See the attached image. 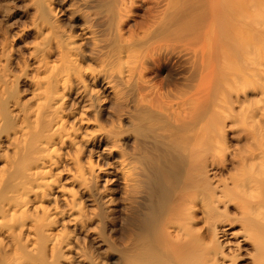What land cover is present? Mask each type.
Instances as JSON below:
<instances>
[{
	"label": "rangeland",
	"instance_id": "374dc122",
	"mask_svg": "<svg viewBox=\"0 0 264 264\" xmlns=\"http://www.w3.org/2000/svg\"><path fill=\"white\" fill-rule=\"evenodd\" d=\"M84 1L86 0H0V202L6 197L10 198L11 195L13 196L12 190L15 191L16 187L20 186L26 179L28 182L31 181L29 178L31 170L35 171V168L41 163V159L49 154L43 143L46 140L45 136H50L52 132L38 126H27L29 120L26 117L29 108L36 103V99L32 98L36 80L44 76L43 72H37L36 69L39 60L42 62L45 60L44 62L49 67L61 64L60 49H57L59 45H55L56 40H59L58 26L61 25V28L65 27L63 30L66 29L65 31L67 32L72 30L70 19L66 18L70 14L62 9L65 3L69 4V2H72V6L75 4L73 8L79 7L80 10L82 9V14H88L89 18H93L92 21L95 24L97 21L101 23H99L100 26L96 27L99 32L98 37H101L99 38L100 40L105 38V41H102L109 46L108 55L114 66L118 62V49L123 40L124 43L131 42L135 46L141 47L140 55L148 56L143 76L139 71H136L137 73L131 74L132 77L130 73L134 69L131 70L130 68L135 58L124 57L122 67L125 66V73L126 75L129 73L130 77H126L125 80L127 81L122 82L121 86H130L128 98L131 103L130 106L123 105L121 107L128 110L131 108L132 118L130 122H122L120 114L123 112H120V110H123V108L118 110L120 105L118 106L113 99L110 101L105 99V97V100L101 99L100 103L97 101L98 95L101 98L103 94H100L96 85L93 84V77L92 75L90 76V73H87L84 77V83L75 78L73 89L66 95L64 105L62 104L61 106V113L63 115L68 114L64 117L66 127L64 130L72 136L70 138L66 137V141L63 144H57L59 159L62 157L59 160V164L52 170L55 173L53 179L56 180V184L43 188L47 195L42 194L44 195V204L49 206L54 217L56 214L54 212L56 211L54 210L55 207L60 209V211L68 209L67 203L69 202L67 200L70 201L72 198V195H69L71 191V194L76 191L78 198H81L78 199L76 196L77 200H82L81 204L84 213H81L80 210L79 212L75 210L69 215L60 214V217L56 214L55 227L53 226L52 228L53 232L56 231L55 233H60L61 231L58 234L60 236L62 232H70V235L68 233L70 237L67 235V241L72 245L69 248L64 243V247L61 246V250L59 248H57L58 250L52 249V243L48 241V236L37 234L38 232L32 226L31 220L28 221L25 229L20 232L21 234L19 232L9 234L8 219L0 218V253L3 252L5 246L8 250L13 249L15 259L18 255V260L16 259V261L21 264H126L128 262V264H137V262L139 264L143 259L145 262L142 264H165L167 263L164 261L166 258V260L172 262V257H169L171 252H165L166 249L163 250L165 247L163 245L164 242L161 241L164 247L156 243V240L160 243V238L158 239V237L162 236L161 225L157 226L162 231H160L161 233L159 230L153 231L156 227L150 229L152 231L149 229L144 231L139 224H135V221L134 223H132L133 221L129 223L131 218H129V213L125 212L126 210L122 206V200L118 193L113 192L112 198H114H111L112 200L110 201L112 203L107 204L95 195V189L97 188L95 185H93L95 189L92 187L94 190H85L74 180V175L78 174L77 161L86 166L89 164L90 158L93 161L95 160V162L97 161V153H95L97 152L95 150L97 141L93 134L97 133V125L102 122L106 130L110 127L113 130L116 126L120 132H123L127 140V145H122L123 149L126 151L131 149L129 151L131 154H136L142 160L145 158L148 165L154 163V169L158 165L164 167L163 170L165 172L158 170L160 167H156V171L161 176L166 175V177L163 176L164 179L162 180H164L165 184L169 182L168 185L164 184L167 193L171 187L170 192L174 191L173 195L171 193L168 197L165 189H163V193L167 194V197L165 194L166 199L163 196L162 201L165 200L166 202V204L163 203V206L165 207L168 204L166 206L168 207V212L165 214L169 213L172 204L175 205V202L177 204L178 198L182 199L179 195L182 193L181 195L184 196L186 193L183 194L180 188L187 190L190 187L186 184L182 185L183 183L188 180L187 183L196 184L194 190L198 191L203 202H205V207L209 211H207L208 214H210V216L208 215L209 220L206 221L202 218L203 222L201 220V223H199L206 237L205 240L208 241V244L213 243L211 241L215 237L213 235L219 232L217 233V239L223 242V251L228 255H233L234 252H237L238 259L235 260L234 264H255L254 260L258 254L257 246L252 240H244L243 238V235H246L243 222L246 221L243 219L239 206L242 201H245V198L239 195L237 189L236 191L234 190L235 187L233 189V186H235L233 184L236 181L234 178H238L242 155L249 153V149L264 148V93L262 92L264 88V4L260 6L254 5L255 7L252 6L251 8L249 6L251 1L243 0L244 5L246 2V5L248 4L245 6L247 9L249 8L247 11L249 17H253V20L258 23L254 27L257 32L253 36L256 42L254 43V52L251 55V59L245 62L242 57L235 59V56L233 57L234 51L230 50L229 52L230 40L223 42L220 26H222L225 17L222 9L216 7L221 5V0H123V2L122 0H88L90 4L87 6ZM51 6L55 7L57 12H52L51 10L55 8L49 9ZM208 12L209 14H207ZM217 14L218 16H216ZM218 17L221 21H218ZM56 18L58 19L56 20ZM164 18L165 20H163ZM55 22L56 25H54ZM228 25L227 28L230 30L232 26L231 24ZM230 36L228 34V38ZM153 40L158 42L155 44L157 46L156 49L155 46L151 47L152 49L149 48ZM165 46H168L169 50L173 48L176 57L174 56L166 65L157 61L154 63V56H156L154 52L159 51V48L166 49L167 47ZM152 52L154 56L149 58ZM181 52L185 53L184 57L178 56ZM221 54L224 55L222 56ZM56 62H59V64ZM142 77L147 81L146 83L142 82ZM249 79L250 83H247ZM145 95L146 106L148 107L142 108V96ZM237 96L240 97L241 102L245 101L246 96H251L250 102L251 100L254 101L250 105V102L247 103L246 100V102L241 104L245 105V108H243L236 103ZM178 103L179 106L177 105ZM168 104L174 105V109ZM102 108L103 114H106L103 115V119H100ZM73 109L76 111L73 112ZM177 109L178 111H176ZM141 110L148 113L147 119L143 115V119H141L142 117L140 118ZM173 110L174 112L181 111L182 115L185 114V117L183 116L185 121L194 122L198 117L201 124H204L202 125V129L204 128V132L201 134L203 135L201 136L202 139L197 135L199 133L193 134V132L198 131L197 128H192L191 130L193 123L188 129L180 128L181 121L177 123V119L175 120L174 117L177 113H174ZM253 110L256 111L255 116L252 113ZM79 112L82 113L80 118ZM195 112L198 115L201 113V115H195ZM51 115L47 118L48 120L53 119V114ZM186 117L188 120H186ZM45 124H48V122ZM21 129L27 132L25 137H23L24 135L22 136ZM42 132L44 133L42 134ZM40 135L43 140L39 137ZM249 135L256 136V140H251ZM170 138L173 139L171 140ZM199 142L200 144H198ZM133 150H135L134 153ZM156 150L160 151L156 152ZM201 151L203 153L199 157ZM194 154L197 156H194ZM153 159L157 162H153ZM99 160L98 164L102 165L101 163L104 161L102 159ZM193 160H195V163ZM193 167L194 169L192 170L191 168ZM189 171L191 172L190 175ZM58 172H60V176L56 174ZM178 172H181L182 175ZM25 173L28 174L26 175ZM98 184V189L101 192L103 190H105L103 192H111L109 189L102 188L103 185L101 183ZM110 185L109 183L107 187L110 188ZM225 188L231 193L229 198L232 200L226 202L223 199L224 201L217 203L214 196L222 197V191ZM1 191L4 193H1ZM171 195L174 197H170ZM117 197L119 198L117 199ZM34 198V196L30 197V204L26 208L27 211L30 210L28 212L30 216L32 213L34 215L42 213L41 208H38L40 207L41 199ZM197 215L202 216L200 213ZM166 216L162 215L159 221H163ZM76 217H78V220L69 222L70 218L74 219ZM253 223L254 225L251 228L249 227L250 232L253 233L254 237L258 236L264 244V220L262 222L254 220ZM125 226H128V228ZM222 230L227 234L224 235L221 232ZM41 236L44 237V240ZM155 238L157 239L155 240ZM13 241H16V243H13ZM42 244L45 246H42ZM46 244H48V247H46ZM15 248L18 249H16L17 252H15ZM205 252L204 250L203 254ZM151 258H155L157 263ZM230 259L228 257V260L226 259L224 263L233 264ZM151 260L152 262L150 263ZM12 263H15V261H12ZM167 264L170 263L168 262Z\"/></svg>",
	"mask_w": 264,
	"mask_h": 264
},
{
	"label": "bare ground",
	"instance_id": "6f19581e",
	"mask_svg": "<svg viewBox=\"0 0 264 264\" xmlns=\"http://www.w3.org/2000/svg\"><path fill=\"white\" fill-rule=\"evenodd\" d=\"M250 1L251 2L249 3L250 4L249 6H251V8H252V6L255 7L256 5L260 6V5L264 4V0H250ZM122 2H123V0H122ZM246 3H245V5H246ZM84 4L87 6L90 4V1L86 0V1H84ZM220 4H221V5H219L220 7L219 6H216V7L218 9L219 8L222 9V12H223L224 17H225L223 19L222 26H220L221 27L220 32H221V35L223 36L222 37L223 42L230 40V42H229L230 47H228V48H230L229 52H230V50L234 51L235 53H234L233 57L235 56L234 57L235 59L237 57H239V58L242 57L243 60L245 62H247V61H249V59H251V55L254 52V46H255L254 43H256L254 41V37H253L255 32H256L254 27L257 26L258 23L256 20H253V17L252 18L249 17V15L247 13L249 8L247 9V7H246L248 4L245 6L243 0H221ZM50 5H52V4L50 3ZM100 5L102 6V4H100ZM53 6H54V3H53ZM53 6L49 7V9L55 8ZM125 6H127V5H125ZM73 7H75V4H74V6H72V2H69V4L65 3L64 7L62 6V9H64V11H68L70 14V15L66 16V18L70 19L69 20L70 21V27L72 28V30H70V32H67V31H65L66 29L63 30L65 27L61 28L62 27L61 25L58 26L59 29L57 28L59 30V32H58L59 33V40H56V42L57 41L58 42L57 43L55 42V45L56 44L59 45V48L57 47V49H60L59 51H60V59H61L60 63L61 64H59V62H56L59 64V66L56 65L55 67H52V66L49 67L44 62L45 60L43 62L41 60H39V63L37 64L36 69H37V72L38 71L43 72L44 76H42L41 78L36 80V84H35L36 87L33 91L34 94L32 97V98L36 99V103H35V105L33 104L34 105L33 107H31V108L28 107L29 111H28V113H27L28 115L26 117L29 120V122H27V123H29L27 126H30V125H31V127H33V126L37 127L38 126L40 128L42 127V129L46 128V131L49 130V132H52L50 134V136H45L46 140H44V143L41 142V143L45 144V149H46V151L49 152V154L45 158L41 159V163H39L40 165L38 164V167L35 168V171L31 170V173L29 176L31 181L28 182V180L26 179V181H24L22 184H20V186L18 185V187H16L15 191L12 190V192L14 193L13 196L11 195L10 198L9 197H6V198L3 197L4 200H2V202H0V218L8 219L7 224L9 226V234L22 232L23 229H25V227L27 226L28 221L31 220L32 226L38 232L37 234L40 233L42 235L48 236V238H49L48 241L52 243L51 248L52 249L59 248V250H61V248H62L61 246H63L64 243H65V246L67 245L68 247L71 246L72 244L70 245V243H68L69 241H67V235H68V233L70 235V232H68V233H66L67 231L65 233L62 232V234L60 236L58 234H60L61 231H60V233L58 231H57L58 233H55L56 231L55 232L52 231L53 226L55 227L56 214H57V216L60 217L61 216L60 214L69 215L70 213L74 212L75 210H78V212L80 210L81 213H84L83 206L81 204L82 200L76 199V196L78 198L76 191H74L73 194H71L72 193V191H71V193L69 194L70 196L72 195V198L70 201L67 200L69 202V203H67L68 209L60 211V209H57V207H55V209H54V210H56V211H54V212H56L55 217L53 216L54 215L53 212L51 214V210L49 209V206L45 205L44 200H43L44 195H47V193H45L43 191V188L51 187L53 184H56L55 183L56 180L53 179V177L55 176V173H53L54 171H52V170L54 167L57 166V164H59V160L62 157L60 155L61 157L59 159V153H58L59 149L57 148V144H59V143L63 144L66 141L65 140L66 137L70 138L72 136L69 132H66L64 130V128H66L65 123H64V119H65L64 117H66L68 114L63 115L61 113L62 112L61 106L64 103V100L66 99V95L68 93H70L71 90L73 89V82H74L75 78L77 80H79L80 82L84 83V80H85L84 77L86 76L87 73H90V76L92 75V77H93V84L96 85L100 94H103V96L101 98L98 95L97 101L100 103L101 99H104L105 97H106L105 99H109L110 101L113 99L114 102L118 106L120 105V107H118V110H120L119 108H123V110H120V112H123L122 114H120V117L122 116L120 118V120H122V122L124 121V123L130 122L131 118H132L131 117V114H132L131 108H129V110H128L127 108L121 107L123 105H129L130 106V103H131V102H129V98H128L130 86L129 85L121 86L122 82L127 81V80H125V78L130 77L129 73H128V75H126V73H125V68H124L125 66L122 67L124 59H125L124 57L128 56V57L135 58V59H133L134 62L131 63L132 67L130 69L131 70L134 69V70H133V72H131V70H130V72H131L130 75L132 73L134 74V72H136V71H139L141 75L144 74L143 70L146 67L145 65H146L147 60H148L147 55H144V56L140 55L141 47L135 46V44H132L131 42L130 43L129 42L124 43L123 42L124 40H123L122 43L120 44V48L118 49V54H117L118 62L114 66L112 61L109 59V55H108L109 54L108 53L109 52L108 51L109 46H108V44H106V42H104L105 38L100 40L99 38H101V37H98L99 32L97 31L96 27L100 26L99 25L100 22L97 21L95 24V22L92 21L93 18H91V17L89 18L87 13H86L87 15L82 14V11H81L82 9L80 10L79 7H76V8H73ZM60 10H61V8H60ZM51 11L57 12L56 8L54 10L52 9ZM80 11H81V13H80ZM219 11H218V14H219ZM207 14H209V12ZM218 14L216 16H218ZM55 15H57V14H55ZM63 16H64V14H63ZM52 17H53V15H52ZM56 17H58V16H56ZM220 18H221V16H220ZM220 18L218 19V21L220 20ZM57 19L58 18H56V20ZM163 20H165V18ZM216 20H217V18H216ZM53 21H55V20H53ZM56 22L54 25H56ZM65 22H68V21H65ZM228 24L229 25L231 24V26H232L230 28V30H229V28H227ZM228 34H230L232 36V38H231V36L228 38ZM121 37H122V34H121ZM53 38H54V36H53ZM164 39H163V41H165ZM102 40H104V41H102ZM156 43H158V42H154V40H153V42L150 44L149 48L155 46V49H156V47H157L155 45ZM115 44H116V42H115ZM160 46H161V44H160ZM165 47H167V48L164 50L162 49L163 48L162 47V48L158 49L159 51L154 52V53H156L155 54L156 56H154L153 52H152V54H150L151 56L149 55V58L150 57L153 58V56H154L155 57L154 63H156V61H157V62L162 63L163 65L168 64L174 56L176 57V55H174L173 48L169 50L168 46H165ZM225 50L227 51V49H225ZM174 51H175V49H174ZM176 52H179V51H176ZM178 56L184 57L185 53L181 52L180 54H178ZM186 57H187V54H186ZM96 64H98V65L96 66ZM199 66H201V65L199 64ZM165 68L167 69L166 66H165ZM199 70H200V67H199ZM131 77H132V75H131ZM144 77H142V82L146 83L147 81L143 79ZM189 79H191V78H189ZM142 82H140V83H142ZM247 83H250V79ZM128 84H130V83H128ZM263 86H264V84H263ZM161 90H162V88H161ZM175 90H177V89H175ZM262 92L264 93V88L262 89ZM161 94H163V92H161ZM141 95H143V94H141ZM141 95H140V97H141ZM164 96H165V94H164ZM145 98H146V95L142 96V99H143V101L141 102L142 108L148 107V106H146L147 100ZM167 98H168V96H167ZM239 98L240 97L237 96L236 103H238V105L239 104L241 105L244 102H246V100H247V103L250 102L251 96L250 97L246 96L245 101H242V102ZM91 100H92V98H91ZM167 101H169V100H167ZM252 101H254V100H251L250 105L253 103ZM139 103H140V101H139ZM172 104H168V105L171 106L172 109H174V105H172ZM177 105L179 106V103ZM244 106L241 105V107L245 108ZM263 109H264V107H263ZM118 110H117V113H118ZM158 110H160V109H158ZM74 111H76V110L73 109V112ZM105 111H108V110H105ZM176 111H178V109ZM140 112H141L140 118L142 117V115H143V117H146L148 114L144 110H141ZM170 112H172V111H170ZM173 112H174V110H173ZM255 112H256L255 110H253V112H252V113H254V116L256 115ZM174 113H177L174 116L175 120L177 119V123H180V121H181V123L179 125L180 128L188 129L190 127L191 123H193V125H191L192 126L191 130H192V128L193 129L197 128V130H198L197 132L196 131L193 132V134L199 133V134H197L199 136V138H201V136H203L201 134H203V132H204L203 131L204 128L202 129V125H204V124H201V121L198 120V117H197L196 121L189 122V121L184 120L185 114L183 113L184 115H182L181 111L180 112H174ZM51 114H53V119L48 120L47 118ZM81 114L82 113L79 112V118H80ZM104 114H106V113H104ZM104 114H103V108H102V110L100 111V119H103ZM194 114L198 115L196 112ZM200 115H201V113L198 116H200ZM82 117H83V115H82ZM143 117L141 119H143ZM146 119H147V117H146ZM97 120H99V119H97ZM175 120H173V121H175ZM186 120H188V118ZM143 121H145V120H143ZM182 121H183V123H182ZM8 122H9V120H8ZM46 122H48V124H45ZM100 123H98V125L96 123V125L98 126V128H97L98 130H97V133L93 134L95 136L96 141H97V143L95 145L96 146L95 150H97V152H95V153H97L96 154L97 155V161L95 162V160L93 161V159L90 158L89 164L87 162L88 165L86 166V165H83L82 163H80V161H77L78 160L77 159L76 160L77 163L76 162L75 163L77 165L78 174L74 175V177H73L74 180L76 182H78L79 185L81 187H83V189H85V190L86 189L94 190L95 188L93 187V185H95L97 187L95 189L96 190L95 195H97L101 200H104V202L107 204L112 203L110 201L114 198V197L112 198L113 192L118 193L120 196V199L122 200V204H123L122 206H124V208L126 210L125 212H128L129 218H131V219H129V223H131L132 221H133L132 223H134V221H135V224H139L140 227H142L144 231H148L147 229L150 230V229L155 228V227L156 228L153 229V231L154 230L157 231L161 228L163 230V232L161 230H159V232L160 231L162 232V233L161 232L160 233L162 234L163 237L157 232L158 235L161 236L162 238L158 237V239L160 238L159 239L160 243L156 240L157 238H155L156 243H158V245L160 244V246H161L162 245L161 241H163L164 242L163 245L165 246L164 247L162 245V247H164L163 250L166 249L165 252L170 251L171 256H169V257L170 258L172 257L171 258L172 262L166 260L167 258L164 260L165 262H167V263L169 262L170 264H223L226 259L228 260V257H229V258H231L230 259L231 262H233V264H234L235 260L238 259L237 258V252L236 253L234 252L233 255H228V254H226L225 251H223V249H224L223 248V242H220L217 239V237H218L217 233H219V232H216L213 235V236H215L211 240V241H213V243L208 244V241L205 240L206 237L203 234L202 228H201V226H199V223H201L202 218L205 219L206 221L209 220L208 218H209L210 214H208L209 211L207 210V207H205V205H204L205 202H203V199L200 197V194L198 193V191L194 190V188L196 187V184H193V183L191 184V182L189 184V183H187L188 180L186 181V183H183L182 185L186 184L187 186L189 185L190 187H188L187 190H182L181 189L182 187L180 188V190H181V192H183V194L186 192L184 194V196L181 195L182 193L180 194L176 190L180 194L179 196H181L182 199L180 200L178 198L179 197L178 196L177 200L179 202L177 201V204H176V202L174 201L175 205L172 204V206H171L172 208L170 210L171 213L169 211L168 214H165L166 212H168V207H166L168 204L164 207L163 203L166 204V202H165V200L164 201H162V200L165 197V194L167 193V189H165L164 187L166 184L168 185L169 182L165 184L163 182L164 180H162V179H164V177H166V175L165 176L163 175L164 176L163 177L159 174L158 171H156V167L157 168L160 167L158 165L159 163L157 164L158 166H156L154 169V166H153L154 163L153 164L151 163L152 166H151V164L148 165V164H146L145 158L142 160V159H140V157H137L136 154H131L129 152L131 149L129 151H126L125 149H123L122 145H124V144L127 145V140L125 139L123 132L122 131L120 132V130L118 128H116V126H115V128H113V130L111 129V127L106 130L104 128L105 126L102 124V122H100ZM110 126H112V125H110ZM113 126H114V123H113ZM75 129H73V130H75ZM116 129H118L119 131L118 130L116 131ZM21 131H22V136L24 135L23 137H25V134H27V132L23 129H21ZM21 131L19 130V132H21ZM38 133H40V132H38ZM43 133L44 132H42V134ZM35 134L37 135V133H35ZM14 136H16V135H14ZM19 136H21V135H19ZM33 136L35 137V135H33ZM195 136H196V134H195ZM39 137H41V140H43V137L41 135ZM55 137H56V139H55ZM191 138H193V137H191ZM249 138L251 140H254V141L256 140V136H254V135H251ZM164 139H162V140H164ZM43 144H41V145H43ZM198 144H200V142ZM263 145H264V143H263ZM164 146H166V145H164ZM253 149L254 150L249 149V151H248L249 153L242 155L241 166L238 169L239 170V174L237 175L238 178H236V179L234 178V180H236V181H234L235 184H233V185H235V186H233V189L235 187L234 190L236 191V189H237V191H239V195H241L242 197L245 198V201H242L240 206H239L241 209L243 219H245V221L247 222V223L243 222L245 225L244 231L246 233V235L245 234L243 235V238H244V240H252L254 242V244L257 246L256 247V250H258L257 258L255 260L253 259L255 261V264H264V244H263V242H261V240L258 236L254 237L253 233L250 232V228L252 227V225H254V223H253L254 220H258L261 222L264 220V148L259 147L258 149L257 148H253ZM134 151L135 150H133V153H134ZM158 151H160V150H158ZM158 151L156 150V152H158ZM142 153H144V152H142ZM202 153L203 152L201 151L199 153V155ZM194 156H197V155L194 154ZM149 157H151V156L149 155ZM166 157H167V154H166ZM170 157H171V155H170ZM172 157H174V156H172ZM199 157H201V155ZM99 159H102L104 161L103 163H101L102 165L98 164V162L100 161ZM194 161L195 160H193V162ZM153 162H157V161H154V159H153ZM189 162H192V161H189ZM160 168L158 170H163L164 167L161 166ZM183 169H184V167H183ZM191 169L193 170L194 167ZM171 170H172V168H171ZM163 172H165V170H163ZM178 173L181 174V172H178ZM56 174H59V176L61 175L60 172H58ZM190 174H191V172L189 173V175ZM176 175H173V176H176ZM189 175L187 174V176H189ZM11 183H8V184H11ZM98 183H101L103 185V186L100 185V186H102V188L104 187L106 190L109 189L111 192L106 191L107 192L106 193V192H103V191H105V190H103L102 191L103 193H102L101 190L98 189V186H97ZM109 183L111 184L110 185L111 189L109 187H107V185ZM170 185H172V184H170ZM92 187L94 189H92ZM6 188H9V187H6ZM168 188H170V187H168ZM191 188H193V190H191ZM216 188H217V186H216ZM4 189H3V191H4ZM163 189H165L166 193H163ZM171 189H172V187L170 189H168V191H169L167 193L168 197L171 193L173 195L174 191L172 190L173 192H170ZM189 189H190V191H188ZM222 192H223L222 197H225V198H222L220 196H218V197L214 196L215 201H217V203H220L224 200L226 202L232 200L229 198V196H230L229 194H231V193H229V190L227 188H225ZM1 193H4V192L1 191ZM9 194H10V192H9ZM42 194H44V195H42ZM167 194H166V197H167ZM172 195L170 197H172ZM31 196H34L36 199L37 198L41 199L40 204H39L40 207H38V208H41L42 213H40V214L37 213L36 215H34L32 213L34 216L32 214H31V216L28 214V212L30 210L27 211L26 208H28V205L30 204V197ZM166 197H165V199H166ZM118 198L119 197H117V199ZM167 199H170V198H167ZM175 200H176V198H175ZM120 208L124 209L123 207H120ZM36 209H37V207H36ZM199 213L202 216L197 215ZM162 215H167V216L164 217L163 221L160 222L159 220H160V217H162ZM123 216H124V214H123ZM73 220H78V217H76L74 219L70 218L69 222L73 221ZM125 222H127V221H125ZM202 222H203V220H202ZM57 223H58V221H57ZM127 224H128V222H127ZM0 225H1V223H0ZM132 225L134 226V224H132ZM132 225H131V227H132ZM159 225H161L162 227L160 226V228L158 227L159 228L158 229L157 226H159ZM125 227L128 228V226H125ZM135 229L137 230V228H135ZM127 231H128V229H127ZM150 231H152V230H150ZM221 232L224 235L227 234V233H225L224 230H222ZM140 233H142V232H140ZM128 234H130V233H128ZM144 235H146V234H144ZM39 237H40V235H39ZM41 237H43V236H41ZM156 237H157V235H156ZM43 240H44V237H43ZM38 241H40V240H38ZM13 243H16V241L15 242L13 241ZM17 243H19V242H17ZM41 243H43V242H41ZM47 245L48 244H46V247H48ZM42 246H45V245L42 244ZM4 248L5 249L3 250V252L0 253V264H21V263H18L16 261V259L18 260V255L16 254L17 258L15 259V257H14L15 253L13 252L14 251L13 249L10 248L11 250H8V249H6V246ZM1 249H2V247H1ZM16 249L17 248H15V250ZM17 250L15 252H17ZM153 250H154V248H153ZM204 250L206 252L203 254ZM145 254H147V253H145ZM150 255L152 256V254H150ZM12 256H13V258H12ZM143 256H144V254H143ZM144 257L146 258V256H144ZM169 257H168V259H169ZM148 259H150V258H148ZM151 259H154V261L156 262L155 258H151ZM143 260L139 264H142L143 262H145ZM12 261L13 262L15 261V263H12ZM148 262H146V263H148ZM151 262H152V260L150 261V263ZM159 262H161V260ZM128 263H126V264H128ZM161 263H163V262H161ZM167 263H165V264H167ZM137 264H138V262H137ZM229 264H231V263H229Z\"/></svg>",
	"mask_w": 264,
	"mask_h": 264
}]
</instances>
